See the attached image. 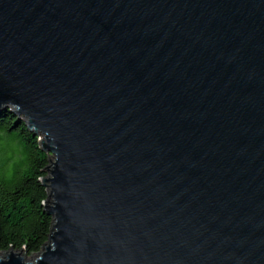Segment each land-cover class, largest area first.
Segmentation results:
<instances>
[{
    "label": "water",
    "instance_id": "95a60500",
    "mask_svg": "<svg viewBox=\"0 0 264 264\" xmlns=\"http://www.w3.org/2000/svg\"><path fill=\"white\" fill-rule=\"evenodd\" d=\"M6 108L51 227L0 264H264V0H0Z\"/></svg>",
    "mask_w": 264,
    "mask_h": 264
},
{
    "label": "trees",
    "instance_id": "16d2710c",
    "mask_svg": "<svg viewBox=\"0 0 264 264\" xmlns=\"http://www.w3.org/2000/svg\"><path fill=\"white\" fill-rule=\"evenodd\" d=\"M48 154L37 136L9 108L0 110V251L13 248L27 255L47 241L51 216L43 202Z\"/></svg>",
    "mask_w": 264,
    "mask_h": 264
},
{
    "label": "rangeland",
    "instance_id": "374dc122",
    "mask_svg": "<svg viewBox=\"0 0 264 264\" xmlns=\"http://www.w3.org/2000/svg\"><path fill=\"white\" fill-rule=\"evenodd\" d=\"M35 136H37V139H38V142L40 141V138H41V135L40 134H35ZM46 153V152H45ZM47 154V153H46ZM49 157H50V155H49ZM22 252H24V251H22ZM31 255H35V253H33V254H30V255H27V257L29 258Z\"/></svg>",
    "mask_w": 264,
    "mask_h": 264
}]
</instances>
